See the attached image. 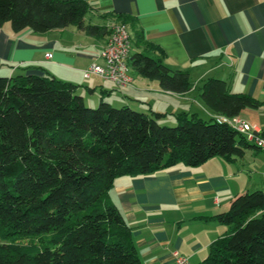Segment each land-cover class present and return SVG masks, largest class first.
<instances>
[{"label":"trees","instance_id":"trees-1","mask_svg":"<svg viewBox=\"0 0 264 264\" xmlns=\"http://www.w3.org/2000/svg\"><path fill=\"white\" fill-rule=\"evenodd\" d=\"M89 11L85 0H0V26L9 22L15 32L77 26L91 36L110 34L86 22ZM135 42L153 47L141 36ZM129 62L164 90L192 87L189 71L173 70L160 58L136 52ZM77 88L50 75H0V264H144L109 196L116 177L179 162L196 166L214 156L231 160L256 147L215 117L181 112L175 125H164L160 112L104 99L89 107ZM200 98L228 117L262 105L214 77L204 82ZM212 218L231 231L211 245L206 264H264V190L237 195L228 211Z\"/></svg>","mask_w":264,"mask_h":264},{"label":"crops","instance_id":"crops-1","mask_svg":"<svg viewBox=\"0 0 264 264\" xmlns=\"http://www.w3.org/2000/svg\"><path fill=\"white\" fill-rule=\"evenodd\" d=\"M85 1L90 6L87 23L108 27L127 18L131 54L147 53L173 70L189 71L191 89L164 90L134 69L132 83L125 86L97 75L85 77L86 68L102 62L100 52L110 34L91 36L77 26L15 32L4 23L0 75L54 76L78 85L84 101L113 98L147 114L163 113L160 123L176 122L181 112L218 116L200 98L202 85L214 77L226 80L231 92L262 103L244 109L240 117L264 119V0ZM138 36L153 47L137 45ZM256 125L264 134V125ZM263 175L264 151L252 146L231 160L214 156L196 166L179 162L151 174L118 176L109 196L130 225L144 264H175V250L191 264H206L211 245L231 231L212 217L228 211L237 195L264 190Z\"/></svg>","mask_w":264,"mask_h":264},{"label":"built area","instance_id":"built-area-1","mask_svg":"<svg viewBox=\"0 0 264 264\" xmlns=\"http://www.w3.org/2000/svg\"><path fill=\"white\" fill-rule=\"evenodd\" d=\"M108 30L110 31L109 39L100 52L102 62H93L84 70V76L97 75L111 80L119 86L129 85L132 83V67L129 62L132 40L129 28L126 23L113 20L109 23ZM215 118L220 123H228L233 126L249 142L264 150V134L256 124H252L240 116L228 117L219 114ZM173 255L175 264H191L189 257L181 254L178 250H175Z\"/></svg>","mask_w":264,"mask_h":264},{"label":"rangeland","instance_id":"rangeland-1","mask_svg":"<svg viewBox=\"0 0 264 264\" xmlns=\"http://www.w3.org/2000/svg\"><path fill=\"white\" fill-rule=\"evenodd\" d=\"M101 99H104L105 101L111 103L115 107H121V106H123V104H120V102H118V100H113V98H109V97H104V98H100V97L98 98L97 97L94 100L87 98L86 101H85V104L87 106H89V107L96 108V107H98ZM250 110H253V109H250ZM243 117H247L246 119H248V121H250V123H252V124L258 123L260 125H264V119L262 117L255 116V115H252V116H250V115H248V116L247 115H244ZM168 121H170V120L169 119L164 120L162 123H164V125H169V126H173V125L176 124L175 121L174 122H168Z\"/></svg>","mask_w":264,"mask_h":264}]
</instances>
